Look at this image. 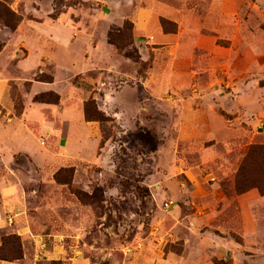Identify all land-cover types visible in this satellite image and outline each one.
Returning a JSON list of instances; mask_svg holds the SVG:
<instances>
[{"label": "rangeland", "instance_id": "obj_1", "mask_svg": "<svg viewBox=\"0 0 264 264\" xmlns=\"http://www.w3.org/2000/svg\"><path fill=\"white\" fill-rule=\"evenodd\" d=\"M0 1L25 24L0 21L14 112L41 107L12 262L264 264V0Z\"/></svg>", "mask_w": 264, "mask_h": 264}, {"label": "crops", "instance_id": "obj_2", "mask_svg": "<svg viewBox=\"0 0 264 264\" xmlns=\"http://www.w3.org/2000/svg\"><path fill=\"white\" fill-rule=\"evenodd\" d=\"M41 10L42 8H40L38 12H41ZM24 26L25 24L22 21L16 28V36H18ZM18 38L20 37L18 36ZM6 48L5 45L0 54H5ZM31 54L32 50L30 55ZM27 58H23L19 60V62L23 63ZM22 71H26L25 67L22 68ZM49 84L52 85V83L46 81L33 83L31 85L32 93L35 94L50 90L52 87ZM31 109H38L40 112L41 107L37 104L31 106L28 101H25L22 112L19 115L15 114L14 104L10 97L9 80L4 74H0V166L4 169L0 174V227L6 223L7 218H9V221L11 220L8 211H10V206L19 197L18 195H20L21 192L20 180L13 179V175H15L14 167L16 166V154H26L40 159L38 155L42 153L39 145L34 139L30 125H28L32 119L30 115ZM37 120L39 122L45 121L44 117L40 115ZM25 259L26 258L18 262L0 259V264H26ZM70 259V263L68 264H88L85 259H80L79 257Z\"/></svg>", "mask_w": 264, "mask_h": 264}, {"label": "trees", "instance_id": "obj_3", "mask_svg": "<svg viewBox=\"0 0 264 264\" xmlns=\"http://www.w3.org/2000/svg\"><path fill=\"white\" fill-rule=\"evenodd\" d=\"M0 7H2L6 14L7 19L2 17L0 14V21L7 26L10 30L14 31L19 23L22 21V17L18 14H16L15 11L10 9L6 4L2 1H0ZM127 24V21L124 23V25ZM108 42L115 45L119 50L125 49V46L120 44L119 42L115 41L112 38V32H108ZM124 54L127 57L132 58L133 60L137 61L139 56L136 52L131 51H125ZM50 79V78H49ZM50 82L48 80H41ZM40 94L35 95L34 99H37ZM75 194L79 198L81 202H93L92 196L93 194H88L84 191L77 190L75 191ZM22 247L20 243V238L16 234H8L1 238V244H0V259L1 260H7V261H13V260H19L22 257Z\"/></svg>", "mask_w": 264, "mask_h": 264}, {"label": "built area", "instance_id": "obj_4", "mask_svg": "<svg viewBox=\"0 0 264 264\" xmlns=\"http://www.w3.org/2000/svg\"><path fill=\"white\" fill-rule=\"evenodd\" d=\"M166 205H167V203H166Z\"/></svg>", "mask_w": 264, "mask_h": 264}]
</instances>
